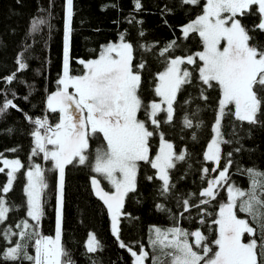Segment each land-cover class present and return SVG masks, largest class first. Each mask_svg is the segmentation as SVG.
<instances>
[{
	"label": "snow or ice",
	"instance_id": "snow-or-ice-1",
	"mask_svg": "<svg viewBox=\"0 0 264 264\" xmlns=\"http://www.w3.org/2000/svg\"><path fill=\"white\" fill-rule=\"evenodd\" d=\"M180 2L183 5L200 4V0ZM134 6L137 12L143 10L140 0H134ZM253 6L255 13L252 14H258L259 23L250 30L242 23V18L251 12ZM162 11L170 9L165 7ZM72 17L73 0H65L62 72L56 80V90L50 91L43 100L45 114L33 117L14 103L15 91L12 92L13 99H9L6 92H0V115L13 109L21 112L33 126L29 161L42 154V159L51 164L47 169L38 163L27 166L23 186L27 219L15 225L18 231L13 232L11 228L0 230V238L9 242L8 246L0 249V262L77 264L62 241V229L65 169L68 165L79 164L87 165L96 174L90 177L92 190L106 206L111 232L119 247L128 250L132 264H145L149 253L143 245L137 252L120 240L119 220L121 215H128L122 211L125 198L137 192L140 162L154 170L153 175L145 178L161 182L157 189L160 196L167 197L176 186L171 182L170 170L186 160L187 152L174 148V144L165 138L162 126L174 122V104L178 94L185 86H194L199 89V99L205 103L209 100V89L218 91L210 128L211 139L203 152V159L212 162L215 167L201 169L203 174H218L206 181L205 175H201L206 187L200 189L197 204H191V193L187 198L178 200V204L185 212L191 207L197 208L199 224L207 226L214 238L210 239L199 227L194 230L179 226L167 229L154 227L150 229V247L159 250L169 264H264V170L255 166L238 169L247 175V188L231 182L233 151L240 152L242 146L226 154L222 153L221 147L233 143V140L225 138V117L234 116L241 124L264 125L261 118L264 117V45L253 43L254 36L250 34L257 29L264 33V0H206L202 14L180 26L184 40L198 34L202 50L176 55L175 51L181 47L177 39L167 42L158 52L155 51L156 45L139 44V50L157 56L162 70L154 74L148 72L147 59L142 57L139 62L136 61L134 53L137 47L126 38V32H120L116 41L101 45L93 58L78 59L81 72L72 74ZM45 22L43 19L33 20L31 31H37ZM128 22L142 23L135 17ZM138 35L143 37L145 33L140 30ZM16 64L17 70L3 77V82L10 85L17 79V72L28 67L22 57L16 58ZM145 72L152 77L151 91L154 96L148 102L141 95ZM24 99L28 100V96ZM184 103L190 104L191 97ZM141 111L144 119L138 116ZM47 113L57 114L55 123H50ZM161 113L165 114L163 120L158 118ZM182 125L186 129H200L203 121L194 124L185 115ZM155 135L159 136V147L152 155L150 141ZM232 135H236L235 130ZM100 136L103 143L90 159V141ZM192 138L197 139L195 132ZM16 150L13 148L10 151ZM0 163L3 164L0 173H5L7 169V182L0 187V224H3L11 208L19 207L9 205L7 194L13 189L17 173L26 166L20 159H8L2 153ZM46 172L56 174L54 237L43 235L39 230L45 214L43 196L49 188ZM98 176L107 181L111 191L101 186ZM221 189H226V200L217 201ZM214 202H217L215 214L207 210V206ZM156 208L167 210L162 204H157ZM239 213H244L246 218H241ZM245 234L247 242H244ZM13 237L19 239L13 240ZM29 241L32 243L29 244ZM29 248L34 250V254H29ZM85 249L86 253L94 254L102 251L103 246L89 232ZM151 259L152 264H163L160 257L153 256ZM91 264L99 262L93 260Z\"/></svg>",
	"mask_w": 264,
	"mask_h": 264
},
{
	"label": "trees",
	"instance_id": "trees-1",
	"mask_svg": "<svg viewBox=\"0 0 264 264\" xmlns=\"http://www.w3.org/2000/svg\"><path fill=\"white\" fill-rule=\"evenodd\" d=\"M64 3L65 0H0V92H6L8 98L13 99L12 92L15 91L14 103L33 117L45 114L43 100L50 91L56 90V80L62 72ZM140 3L143 10L137 12L134 0H73V30L70 44L72 74L81 72L82 66L77 63L78 59L93 58L101 45L116 41L120 32H126V38L137 47L134 53L136 61L139 62L142 57L147 59L148 72L153 74L157 70H162L161 64L153 53H144L139 50L141 43L156 45L155 51L158 52L159 48L167 42L177 39L181 47L175 51L176 55L184 54L185 51L202 50L198 34H192L190 39L184 40L180 26L194 20L198 14H202L206 0H200L198 6L183 5L180 0H140ZM165 7L170 11L163 12ZM252 13H255V6L242 18V23L250 30L253 29L254 24L259 23L258 14ZM133 17L142 23L130 24L128 21ZM36 19H43L46 22L33 32L31 25ZM140 30L145 33L143 37L138 35ZM250 34L254 36L253 43L258 42L264 45V33L257 29ZM17 57H22L28 67L17 72V79L9 85L3 82L2 78L17 70ZM148 72L144 73V85L141 92L145 102L154 98L151 91L152 77L148 75ZM207 94L209 100L205 103L199 99L197 87L185 86L184 90L178 94L177 103L174 104V122L162 126L165 138L174 144V148L185 149L187 152L186 160L170 170L171 182L176 185L171 193L167 197L160 196L157 189L161 182L148 181L145 178L147 175H153L154 170L140 162L137 192L125 198L122 211L128 215H121L119 220L120 240L126 245H131L137 252H139V246L143 245L145 251L149 253L145 264H152L153 256L160 257L163 264H169L166 257L150 247V229L154 227L167 229L179 226L188 230L199 227L210 239L214 238L207 226L199 224L200 213L197 208L191 207L185 212L178 204V200L187 198L190 193L192 194L191 204H197L200 189L206 187L205 181L218 174L201 172L204 167H215L212 162L203 159V152L206 150V143L211 139L210 128L214 121L218 91L209 89ZM25 96H28V100L24 99ZM189 97H191V103L185 104L184 101ZM198 107L199 111H197ZM47 115L50 123L56 122L57 114L47 113ZM164 115L161 113L158 118L163 120ZM185 115L194 124L202 120L203 126L200 129L184 128L182 119ZM138 116L141 119L145 118L143 111ZM261 118L264 119V117ZM223 126L225 138L233 140V143L222 145V153L226 154L242 146L240 152L233 151L234 164L230 168L231 182L247 188V175L238 169L255 166L264 170V125H248L246 122L241 124L235 120L234 116L229 115L225 117ZM149 127L151 128V125ZM32 128V124L19 111L10 109L7 113L0 115V153L8 159L18 158L26 166L17 173L13 189L7 194L9 205H19V207L11 208L8 219L0 224V230L11 228L13 232L18 231L15 225L27 219L26 197L23 194V186L26 183L24 172L27 171V166L36 161L45 169L51 167L50 162H43L41 156L33 157L31 162L29 161ZM9 129H11L10 132ZM233 130H235V136L232 135ZM193 132L197 135L196 140L192 138ZM90 142L97 149L103 143V139L101 136L93 137ZM150 143L152 155H155L159 147V136H153ZM13 148L17 150L10 151ZM95 151L89 155L90 159L94 157ZM0 167H3L2 163ZM6 172L7 169L5 173H0V187L7 182ZM92 175L96 174L92 173L87 165L66 166L62 241L73 254L77 264H91L93 260L98 261L99 264H132V257L128 250L120 248L119 242L112 235L111 220L106 206L93 193L90 181ZM201 175H205V181L201 180ZM180 176L184 179H179ZM46 178L49 188L43 196L45 214L39 230L43 235L53 236L56 174L46 172ZM97 178L101 180V186L105 190H112L107 181L99 176ZM220 200H226V189L220 190L217 201ZM157 204H162L167 210H158ZM216 207L217 202H214L207 206V210L215 214ZM239 216L246 218L244 213H239ZM30 223L34 222L30 221ZM89 232L101 242L102 251L94 254L86 253L85 244ZM16 239L19 238L13 237V240ZM247 239L245 234V240ZM31 243L29 241V244ZM8 244V241L0 238V249ZM29 254H34V250L29 248Z\"/></svg>",
	"mask_w": 264,
	"mask_h": 264
},
{
	"label": "rangeland",
	"instance_id": "rangeland-1",
	"mask_svg": "<svg viewBox=\"0 0 264 264\" xmlns=\"http://www.w3.org/2000/svg\"><path fill=\"white\" fill-rule=\"evenodd\" d=\"M163 107H166V106H163ZM101 138H102V136H101ZM99 144H100V142H99ZM91 147H92V148H91ZM95 150H96L95 145L92 146V144H91V142H90L89 149H88V154H89V155H90V154H93ZM40 156H41V158H42V154H41ZM37 157H38V156H36V158H37ZM32 158H33V157H32ZM42 161L45 162L43 159H42ZM34 163H37V162L35 161ZM50 165H51V164H50ZM21 170H22V169H21ZM54 235H55V233H54ZM54 235H53V237H54ZM244 242H247V240H245ZM156 251L159 252V250H156ZM159 254L161 255L160 252H159Z\"/></svg>",
	"mask_w": 264,
	"mask_h": 264
}]
</instances>
